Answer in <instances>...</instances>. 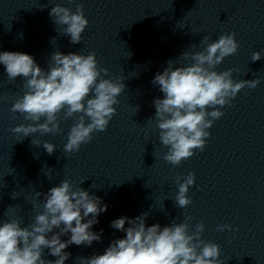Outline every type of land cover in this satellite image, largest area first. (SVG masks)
<instances>
[{
	"label": "clouds",
	"instance_id": "obj_1",
	"mask_svg": "<svg viewBox=\"0 0 264 264\" xmlns=\"http://www.w3.org/2000/svg\"><path fill=\"white\" fill-rule=\"evenodd\" d=\"M49 16L54 24L63 26L62 33L70 37V43H81L82 33L89 24L82 3H76L74 12L56 4ZM209 39L207 35L202 38L203 50L186 51L176 61L169 60L163 72H157L151 81L164 94L163 99L153 101L156 109L153 118L159 130V142L168 149L163 159L173 166L192 157L195 149L202 152L211 135L208 129L224 115L221 108L231 106L245 87L254 89L261 83L259 78L235 81L232 68L223 72L215 70L226 57L237 54L240 45L234 32L221 34L211 43ZM261 58L260 51L253 52L251 62ZM181 59L189 62L176 66ZM0 64L5 66L8 81L22 77L26 89L10 111L19 113L30 123L15 126L10 129L13 133L22 134L23 138L37 132L55 134L61 131L58 114L62 110H65L64 119L82 113L70 128L63 148L69 155L78 152L82 144L91 143L94 132L107 130L117 113L114 105L119 103L118 97L126 87L123 77L105 78L109 69L99 66L94 51L87 55L53 52L47 71L34 57L23 52H0ZM32 144L40 146L39 141L32 140ZM42 146L49 155L56 150L55 145L47 141ZM194 183L195 173L176 177L178 193L174 202L177 208L185 209L193 203L187 193ZM35 195L37 198L43 195L44 203L43 212L35 216L33 223L22 227L19 218L0 220V264H65L71 256L65 249L70 245L91 246L101 240L103 229L99 233L92 231L93 225L99 223L98 216L108 210L100 197L90 195L69 179L47 193L36 192ZM12 198L17 196L12 194ZM147 215L122 216L111 221L110 227L126 233L125 237L113 240L103 254L78 258L80 264H224L220 245L201 238L205 231L202 221L190 232L191 216H185L182 223L173 220L170 225L161 227L159 223L146 226ZM126 223L130 225L127 228ZM55 229L59 231L54 232ZM225 230L234 231L230 224L217 226V231ZM49 233L53 234L49 237ZM69 233V239H61ZM45 249L57 259H44Z\"/></svg>",
	"mask_w": 264,
	"mask_h": 264
}]
</instances>
